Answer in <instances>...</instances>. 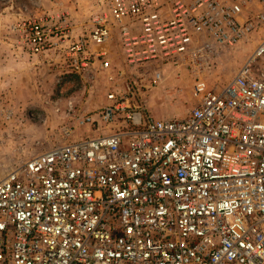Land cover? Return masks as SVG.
Masks as SVG:
<instances>
[{"label": "built area", "instance_id": "obj_1", "mask_svg": "<svg viewBox=\"0 0 264 264\" xmlns=\"http://www.w3.org/2000/svg\"><path fill=\"white\" fill-rule=\"evenodd\" d=\"M88 25L66 53L105 101L69 102L64 139L0 178V264H264V0H98ZM21 28L35 51L57 43ZM246 42L223 87L195 81L187 114H148L163 66L199 71Z\"/></svg>", "mask_w": 264, "mask_h": 264}, {"label": "rangeland", "instance_id": "obj_2", "mask_svg": "<svg viewBox=\"0 0 264 264\" xmlns=\"http://www.w3.org/2000/svg\"><path fill=\"white\" fill-rule=\"evenodd\" d=\"M97 3L0 0V178L16 163L64 139V129L75 122L67 113L69 102L80 110L104 103L105 80L86 81L72 71L66 53L67 29L72 27L74 35L84 32ZM34 22L44 25L48 41L54 40L56 45L42 51L31 48L21 27ZM253 45L246 42L222 49L199 71L163 66L162 80L153 85L145 81L146 87L141 89L148 114L156 118L184 116L194 103L195 81L200 77L209 86L223 87ZM130 70L141 72L138 67ZM76 131V135L94 134L88 128Z\"/></svg>", "mask_w": 264, "mask_h": 264}, {"label": "crops", "instance_id": "obj_3", "mask_svg": "<svg viewBox=\"0 0 264 264\" xmlns=\"http://www.w3.org/2000/svg\"><path fill=\"white\" fill-rule=\"evenodd\" d=\"M188 111H189V110H188ZM188 111H187L186 113H184V115H185V114H187V113H188Z\"/></svg>", "mask_w": 264, "mask_h": 264}]
</instances>
